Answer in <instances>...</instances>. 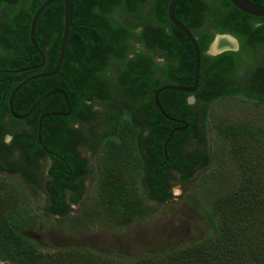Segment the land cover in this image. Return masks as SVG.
Returning <instances> with one entry per match:
<instances>
[{"label": "trees", "instance_id": "trees-1", "mask_svg": "<svg viewBox=\"0 0 264 264\" xmlns=\"http://www.w3.org/2000/svg\"><path fill=\"white\" fill-rule=\"evenodd\" d=\"M44 1L0 0V68L17 70L25 64L41 63L42 57L29 41V26ZM247 1L264 5V0ZM169 2L71 0V27L60 74L72 80L73 87L65 86V90L84 91L89 76H105L108 92L116 90L123 110L120 113L124 115L119 126L116 123L121 118L116 114L109 119L110 127L120 128L121 141L107 143L99 164L95 206L83 207L81 216H71L70 208L83 199L84 182L91 173L88 160L77 151L83 140L70 130L56 132L55 116L45 118L38 132V110L29 124L27 120L9 118V93L3 103V94L0 95V262L264 264V129L242 122L217 126L221 142L239 173V184L234 190L220 191L214 185L220 171L215 168L204 175V185L211 186H205L199 196L208 224L201 238L164 253L131 257L76 246L46 251L32 238V227L40 223L39 215L30 207L28 187L45 194L43 212L60 219L56 225L59 229L72 231L95 220L117 230L129 227L136 220L144 221L153 212L152 204L164 203L171 197L173 181L186 185L210 162L200 152L183 155L186 146L202 139V129L197 126L196 115L190 112L188 97H194L195 106H204L202 118L208 106L226 98L264 103V18L243 14L228 0H178L173 15L197 43L200 70L194 93L166 90L158 96L168 117L188 124L186 130L173 132L169 139L173 126L186 123L164 118L153 103V93L169 84L192 87L195 71L192 45L168 21ZM63 12V1H55L43 10L35 25L34 38L45 56V71L54 70L59 56ZM215 34L237 38L240 51L209 56L207 51ZM136 43L144 46V52L135 50ZM30 50L35 51V57L22 63ZM12 77L21 79L19 75ZM55 80L56 76L40 79L18 90L12 100L13 112L25 114L54 88ZM5 85L0 84V92ZM56 96L59 97L53 94L50 99ZM75 97V93L69 95L70 100ZM7 136L11 137L8 142ZM89 149L93 152L96 146Z\"/></svg>", "mask_w": 264, "mask_h": 264}, {"label": "rangeland", "instance_id": "rangeland-1", "mask_svg": "<svg viewBox=\"0 0 264 264\" xmlns=\"http://www.w3.org/2000/svg\"><path fill=\"white\" fill-rule=\"evenodd\" d=\"M214 44L215 42L212 49L211 46L208 48V52L213 51ZM135 50L144 52V46L136 43ZM159 61L163 62L157 59V62ZM158 76H161L160 72ZM188 104L192 106L190 112L196 115L197 126L202 129L199 137L202 139L196 142L197 144L186 146L183 155H195L200 152L201 157L206 155L210 161L206 168L197 171L191 181L186 185H179L173 181L175 184L173 183L171 187V197L166 202L152 204L153 212L144 221L136 220L129 227L119 230L97 220L72 231L59 229L56 225L60 219L47 217L43 212L46 204L45 194L41 190L28 187L30 207L39 215L40 223V226L32 227V238L46 251L55 247L76 246L128 257L164 253L201 238L208 229L205 215L199 206L200 193L205 186L210 185V183L204 185V175L215 168L216 171L219 170L220 174L215 177L214 185L220 191L234 190L239 184V173L229 157L226 145L221 142L217 126L228 122L236 124L242 122L263 130L264 103L244 102L238 98L222 99L208 106L205 118L200 115L204 106H195L192 97L188 98ZM119 129L111 128L104 133L99 131L96 150L93 152L88 145L78 144L77 151L88 160L91 173L84 182L83 199L71 205V216H81L83 207L95 206L100 159L108 144L120 143ZM9 140L7 138L6 142ZM46 163L48 166L49 160ZM67 197L69 200L70 194Z\"/></svg>", "mask_w": 264, "mask_h": 264}, {"label": "flooded vegetation", "instance_id": "flooded-vegetation-1", "mask_svg": "<svg viewBox=\"0 0 264 264\" xmlns=\"http://www.w3.org/2000/svg\"><path fill=\"white\" fill-rule=\"evenodd\" d=\"M2 10H4V9L2 8ZM0 15L1 16L3 15V11H2V14L0 13ZM46 30H48L47 27H46ZM217 35H221V36L229 35L232 39L229 38L228 36L220 37V38L222 40L225 38H228V41L230 42V44L232 46L228 50H225V51L218 53L216 55H212L210 52L207 51V54L209 56H218V55H221L224 52H228V51H231V52H239L240 51V49H241L240 42L238 41L237 38H235L234 36H232L230 34H215L214 38ZM34 37H35V34H34ZM214 38H213V40H214ZM34 40H35V38H34ZM43 40H46V38H44ZM43 40H42V42H43ZM35 42L37 44L36 40H35ZM37 46H38V44H37ZM210 46H211V44H210ZM34 50H35V48H34ZM35 51L32 52L30 50L28 53V56H26V58H23L22 63H28L31 59H33L35 57ZM40 51L43 54L41 49H40ZM213 52H214V50H213ZM36 54H39V53L36 51ZM43 56H44V54H43ZM40 65H41V67H38ZM44 67H45V56H44V59H42L40 64H33V65L32 64L31 65L25 64V66H23L21 69H17V70L16 69L14 70V69L0 68V84H6L4 89H3L4 91L0 92V95L3 94V96H1L2 97V103H3V101H5L6 94L9 93V97H10L12 91L20 83H22L28 79H31L28 83H26L25 85H23L21 87V88H23L24 86L28 85L31 82H34V81H37L40 79H45V78H34L36 76L50 72V71H45L43 69ZM34 72H36V73H34ZM14 75H19V77L21 79L19 81H17L16 79H14L12 77ZM55 76H56V80L53 83L54 88L51 89L50 91L56 90V89L63 91L66 95V99H65L64 95L61 93H55V94H58L59 97L56 96V98L54 97L51 99H50V97L52 95H50L49 97H47L46 99L41 101L25 119H21V120H23V121L27 120L26 122L29 124V119L35 113V110H38V112H36V115L39 114L38 122H39L40 118L42 117L41 124L43 123V120L45 118L50 117V115H47V114H50V113L67 114V115L55 116L57 124L53 128L56 129V132H64V131H69V130H70V132L72 131L71 134L74 133L77 137H79L78 140H80V141L83 140L82 142L86 141V143L80 142V144L88 145V148H90L92 146H96V143L98 140L97 133L99 131L104 133V132H108V130H110V128H114V126L110 127L108 125V122H109L111 115L116 114L117 115L116 117L121 118V120L118 123H116L117 126H119L120 123H122V121L124 119V115L120 113L123 111V110L122 111L120 110L121 101H120L119 96L117 95V92L115 89L108 92V86H107L108 81L104 82L106 80L105 76H100L99 79H96L94 77L90 78V76H89L87 82L85 83L84 91L80 90V88H76V89H72V90L70 89V91H71L70 93H68L65 90V86L67 89H69L70 87H73L72 80H69L65 77H61L62 75L60 74V70H59V74L55 75ZM47 78H50V77H47ZM15 84L17 86H14L13 89H11V86L15 85ZM169 85H172V84H169ZM43 87H41V88H43ZM20 89H18V90H20ZM50 91H47L45 94H47ZM74 93L76 94L75 99L70 100L69 95L71 94V96H73ZM43 96H41L40 98H42ZM9 97L7 98V109H8L9 118H12L13 114H11L9 107H8ZM190 97H192V96H190ZM190 97H188V98H190ZM188 98H187V103H188ZM192 98L194 99V97H192ZM27 103H29V100ZM194 103H195V99H194ZM78 105H80V109L77 108ZM74 108H76V112L74 111ZM27 112L23 115H18V114H15L14 112L13 113L17 116L22 117V116L26 115ZM85 115H86V118H85ZM172 119L175 120V118H172ZM16 120H20V119H16ZM176 121L186 123L185 121H182L180 119H176ZM174 124H177V123H174ZM186 125H188V124L186 123ZM183 128H184L183 125L177 124L176 126H173L172 130L175 129L174 132L183 131ZM187 128H188V126H187ZM184 130H186V129H184ZM7 138H9L11 140V137L7 136L5 138V141L7 140ZM80 156H81V158H83V156L81 154H80Z\"/></svg>", "mask_w": 264, "mask_h": 264}, {"label": "water", "instance_id": "water-1", "mask_svg": "<svg viewBox=\"0 0 264 264\" xmlns=\"http://www.w3.org/2000/svg\"><path fill=\"white\" fill-rule=\"evenodd\" d=\"M55 1L58 0H46L44 1L41 6L36 10V12L34 13L31 21H30V27H29V40L32 44V46L35 48V50L41 55L42 59H44L43 54L41 53L39 47L37 46L35 40H34V31H35V25L36 22L39 18V16L41 15V13L43 12L44 9H46L49 5L53 4ZM63 1V6H64V12H63V32H62V38H61V45H60V49H59V56L56 62V65L54 67V70L52 72L49 73H45L39 76H36L34 78H47V77H53L55 75L59 74V70L61 67V63L64 57V52H65V48H66V43H67V38H68V34H69V29L71 27L70 24V20H71V0H62ZM178 0H170V2L167 5V18L168 21L170 22V24L172 26H174L175 28H177L178 30H180L188 39V41L190 42V44L193 47L194 53H195V71H194V85L192 87H181V86H174V85H164L162 87H160L159 89H157L154 93H153V102L154 105L156 107V109L160 112V114L168 119L171 120L173 122H179L176 121L174 119H171L170 117H168L164 111L162 110L161 106L158 103V96L161 92L166 91V90H172V91H179V92H184L187 94H192L196 91L197 86H198V81H199V70H200V53H199V49L197 46V43L194 39V37L192 36V34L189 32V30L184 27L181 23H179L174 15H173V9L175 4L177 3ZM228 2H230V4H232L236 9H238L240 12H242L243 14H246L248 16L251 17H256V18H264V5H257V4H253L247 0H228ZM228 36L229 38H231L229 35H217L215 36L214 40L211 43V46L213 44V42H215L216 38L218 37H225ZM232 39V38H231ZM225 51V50H223ZM223 51L217 52V53H212L210 51V53L212 55H216L218 53H221ZM44 61V60H43ZM38 67H41L38 66ZM31 79H28L22 83H20L11 93L9 100H8V107L9 110L11 112V114H13V117L15 119H25L33 110L34 108L44 99H46L47 97H49L50 95H53L55 93H61L64 95L65 99H66V95L63 91L60 90H52L50 92H48L47 94H45L42 98H40L39 100H37L32 107L29 109V111L27 112L26 115L20 117L17 116L13 113V107H12V100L13 97L15 95V93L17 92L18 89H20L23 85H25L26 83H28ZM50 116H59V115H67V114H57V113H50L47 114ZM41 120L42 117L40 118L39 122H38V132L41 129ZM187 129V125L184 126L183 130ZM175 131L172 130V132L170 133L169 139L171 138L173 132Z\"/></svg>", "mask_w": 264, "mask_h": 264}, {"label": "bare ground", "instance_id": "bare-ground-1", "mask_svg": "<svg viewBox=\"0 0 264 264\" xmlns=\"http://www.w3.org/2000/svg\"><path fill=\"white\" fill-rule=\"evenodd\" d=\"M232 45L230 44V42L228 41V38L225 39H221L220 37L216 38L215 44L213 46V51H211L212 53H217L223 50H228ZM212 49V46H211Z\"/></svg>", "mask_w": 264, "mask_h": 264}]
</instances>
